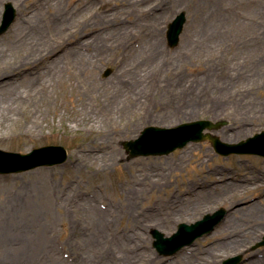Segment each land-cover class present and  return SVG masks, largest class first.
<instances>
[{"label": "rangeland", "instance_id": "1", "mask_svg": "<svg viewBox=\"0 0 264 264\" xmlns=\"http://www.w3.org/2000/svg\"><path fill=\"white\" fill-rule=\"evenodd\" d=\"M5 3L12 4L17 17L0 36V47L9 45L13 33L19 38H25L28 33L37 42H57L52 43L55 47L45 48L44 53L43 49L33 50L34 58L30 62L54 52L51 59L57 60L46 61L47 74L54 78L62 76L77 88L75 92L64 93L67 87H50L48 100L42 92L31 95L29 102L41 123L32 134L18 135L14 124L5 127L8 138L0 139V150L26 154L35 148L61 146L67 150L68 159L59 166L0 175V199L5 194L18 193L26 208L24 219L16 220L18 234L24 235L26 226V230L40 239L35 249L28 248L23 255L16 238L10 240L11 247L0 245V264H223L234 257H240L242 264H264V247L258 246L264 236V215L232 214L251 199L257 209L264 211L258 205L263 204L264 187L249 191L245 199L235 200L229 197V192L213 197L205 205L170 219L171 229L155 228L170 236L181 223H194L219 208L227 210V216L211 234L194 240L191 246L172 257L160 256L153 249L152 228L131 234L134 235L131 241L137 245L129 243L119 254L116 250L108 251L114 235L120 234L121 238L126 229L125 232H133L134 227L126 217L115 220L111 227L106 226L105 250L101 256L97 255V238L90 239L95 235L96 224L88 218L91 214L83 198L89 196L100 210L103 206L108 209L110 204L118 205L124 196L127 198L123 181L138 174L142 178L160 174L163 184L138 194L137 207L142 209L156 207L172 196L185 199L187 193L199 195L200 184L211 190L219 185L221 178L234 175L246 176L245 186H264L263 158L221 157L207 141L189 143L165 156L130 159L124 148V142L136 139L148 126L168 128L195 120L220 124L211 134L231 144L264 131V0H0V20ZM179 14L185 17L183 32L176 45L169 46L167 27ZM155 41L159 43L158 57L151 59L147 50ZM69 50L75 55L66 54ZM10 51L5 50L6 55L10 54L8 60L12 58ZM77 55L82 63L76 68L64 64ZM108 70L111 72L105 75ZM5 72L0 67V75ZM125 82L148 88L149 115L158 111L165 114L179 102V109L185 113L166 121L131 120L133 128L115 136V128L107 125L103 130L114 138L111 147L114 152L109 154L113 155L111 161L99 167L98 156L90 159L83 155L98 149L104 138L97 135V130L89 131L63 117L69 116L76 104L73 101L85 96L87 90L96 91L118 83L124 87ZM16 89L0 90V108L16 98ZM17 111L20 124L28 120L25 111ZM91 113L89 108L85 110V114ZM129 122L125 120L120 128L127 127ZM51 185L66 187L72 198L55 199ZM70 188L81 194L73 196ZM65 199L67 203L62 201ZM228 224L233 227L226 228ZM150 226L155 227L154 223L147 224ZM122 241L128 243V238L122 237ZM92 249L91 253L87 252ZM122 254L130 261H123Z\"/></svg>", "mask_w": 264, "mask_h": 264}, {"label": "bare ground", "instance_id": "2", "mask_svg": "<svg viewBox=\"0 0 264 264\" xmlns=\"http://www.w3.org/2000/svg\"><path fill=\"white\" fill-rule=\"evenodd\" d=\"M51 15L48 17L49 23H51ZM20 30L23 31L24 28H20ZM38 30H42V28L38 27ZM36 42L37 41L34 38H31L30 34L28 33L25 38L16 37V33H13L12 39L10 42H8L9 45L6 48L0 47V60H3L0 63V67H2L3 70H6L5 73L0 75V79L2 80L0 83V90L6 89L5 91L8 92L9 90L16 89L17 87L22 89L21 91L16 89L14 93L16 98L13 99V101L11 100L10 104H6L0 108L1 140L8 138L7 128L5 127L9 123L16 126L15 130L18 135H30L33 133V131L40 128L41 123L36 119L33 106L29 102V99L34 95V93L36 94L38 92H42L45 99L48 100L50 98V87H54L55 85L67 87L64 90V93L75 92V89L77 88L75 87L74 83L66 81L62 76H57L54 78L47 74V70L49 68H46L45 63L47 60L53 57V55L50 54L54 52L46 54L48 56H38L36 59L30 62V60L34 58V51L38 52L43 49L42 52L44 53L45 48H53L55 46H53L52 43H57L51 40L44 41V43L37 42V44ZM190 44L191 43L188 42L187 46ZM158 47L159 43L157 41L152 42L150 46H148V57H151V59H154L156 56L158 57ZM9 49H11L10 52H12V58L10 60H8L10 54L6 55L5 52V50ZM27 52L32 53L28 54ZM22 53L27 54L24 55ZM70 53L74 52L69 50L66 54ZM56 60L57 59L55 58L51 59V62H55ZM81 61L82 58H79L77 55L64 61V64L69 66L71 65L73 67L72 68L70 66L71 69H74L77 67V65L82 63ZM71 69H69V71ZM75 70L76 72L78 71V69ZM132 80L133 82H136L134 78H132ZM122 86L123 85L120 86V83H118L108 88L101 87L96 91L87 90L85 96L80 95L76 101H73L76 102V104L73 105V109L69 111V116L63 117L66 120L71 121V123L84 126L85 128L89 129V131L97 130V135H101L104 138V142L101 143V146L98 149L86 151L83 155L90 159L92 156H98L99 158L97 159L99 167L105 166L107 162H110L113 155L109 154L114 152V150L111 148L114 143V138L111 137L108 132L103 130L107 125L112 124V127L115 128V132H113L115 136L116 134L122 132V130L127 131L132 129L134 125L130 126L131 120L137 122L157 118L166 121L172 118L177 119L180 115L185 113L183 109H179L181 106V103L179 102L174 103L170 111L166 112L165 114H158V111L153 115H149L148 110L151 103L147 100V96L149 94L148 88H143L141 85L133 83H127L124 85V87ZM88 108L92 111L90 115L85 114V110ZM17 110L25 111L28 120L20 124L19 119L16 117L18 112ZM36 115H38V112ZM127 119L130 120L129 125L126 124L127 127L122 125L120 128V124ZM105 152H107V154H105ZM97 159L92 161H96ZM142 177L143 175L138 174L130 180H124L123 186L127 189V198L124 196L122 200L118 201V205L110 204L108 209H106L104 206V209H102L101 206V210L96 209L95 203L89 199V196H83L85 201L84 204L88 206L87 209L91 214L90 216L88 215V218H90V221L93 224H96V228L94 230L95 235H91L90 239H93L95 236L97 238L96 243L98 246L95 248L97 255L101 256L103 253L102 251L105 250L107 241V234L105 232V229H107L106 226L108 225L111 227L115 220L118 221L122 217H126V220L132 224L134 230L133 232H125L127 229H124V233L120 232L121 238L120 234L118 236H113L111 243L108 244L110 247L107 249L112 253H114V250H116L117 254L121 253L122 250L124 251L125 246H129V243L131 245H137L136 242L131 241V238L134 237V235L131 237V234L140 229H171V225L169 224L170 219L173 220V218H177L180 213L186 214L187 210L190 211L191 209L193 211L195 208L205 205L206 203L210 202L213 197L218 198L224 194L227 195L226 193L229 192L231 193L229 194V197H233L235 200L245 199V196L249 191H255L256 189L264 187L259 185L245 186L244 184L248 181V178L246 176L243 178H237L234 175L228 179L221 178L219 180V185L212 187L211 190H205L206 188L200 184L199 188H201L202 191H198L199 195L187 193L188 196L185 199H180V196H172L160 202L161 204L158 206L155 204L156 207L142 209L141 207H137V202L139 199L138 194H144L147 188L161 187L163 185L161 184L162 176L160 174L152 175L149 178ZM50 189H52L53 193L51 195L55 197V199H62L63 197H66L67 199L72 198V196H68L69 192L65 190L67 189L66 187L65 189L55 188L54 185H51ZM188 192L191 191L188 190ZM70 193H72L73 196L81 194L74 191L73 188H70ZM91 199L94 200L95 198L92 196ZM0 200L3 203V205L1 204L0 206V217L2 218L0 220V245L11 247L9 243L10 240L16 238V242L18 243L17 246H19L18 249L21 251L20 254L23 255L26 253L28 248L36 245L40 239L34 237L36 233H31L30 230H26L28 228H26V226L23 228L25 229V234H18L16 220L24 219L22 216H24L26 209L23 207L24 205L21 202L22 200L18 198V193L12 196L5 194ZM62 201L67 203L66 199ZM48 203L51 205L50 201H48ZM262 203L263 204L259 203L258 205L263 206L264 209V199ZM257 208L259 207H257V205L252 202L251 199L246 201L244 207L235 209L234 213L232 214L235 216L239 213H246L249 217H253L260 212L264 215V211ZM254 220L256 222L258 221L256 219ZM149 223H154L155 227L150 226L148 228L147 224ZM232 227V224H228V227L226 228L230 229ZM13 229L14 231H12ZM122 237H127L128 243H124L122 241ZM119 241L121 243L117 245ZM91 251H93V249L88 250L87 252L91 253ZM114 259L116 261H120V259H117L116 256H114ZM122 259L123 261H130V258L123 254Z\"/></svg>", "mask_w": 264, "mask_h": 264}, {"label": "water", "instance_id": "3", "mask_svg": "<svg viewBox=\"0 0 264 264\" xmlns=\"http://www.w3.org/2000/svg\"><path fill=\"white\" fill-rule=\"evenodd\" d=\"M13 19V11L9 12L5 15L4 17V21H3V25L1 26V29H0V33H2L3 31L6 30V28L8 27V25L11 23ZM183 21H184V18H183V15H180L174 22V24L171 26V30H170V33H169V38H170V42L173 44L175 42V40L177 39V35L179 34L180 30H181V27H182V24H183ZM211 142L213 143L214 142V139L211 138L210 139ZM251 145L247 142L246 144H241L235 148H229L227 151H230V152H236V153H245V152H248V151H251ZM53 151H56L58 152L56 149H52V150H49V149H45V150H40V151H37L35 152V154H40L41 152H43L44 154L42 155V158H40L39 162L37 163H34L32 166H37L39 164H53V163H56V162H61L63 159H64V156H57V155H61L63 153H60L56 155V157H54V153ZM61 151V150H60ZM47 153V154H46ZM64 154V153H63ZM46 155V157H44ZM0 156H4V157H13V158H16L18 160H22V159H26L27 157H21V156H14V155H8V154H4L2 152H0Z\"/></svg>", "mask_w": 264, "mask_h": 264}]
</instances>
